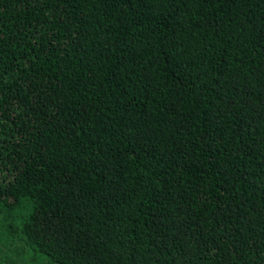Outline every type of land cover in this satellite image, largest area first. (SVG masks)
<instances>
[{"label": "trees", "instance_id": "1", "mask_svg": "<svg viewBox=\"0 0 264 264\" xmlns=\"http://www.w3.org/2000/svg\"><path fill=\"white\" fill-rule=\"evenodd\" d=\"M264 264V0H0V264Z\"/></svg>", "mask_w": 264, "mask_h": 264}, {"label": "rangeland", "instance_id": "2", "mask_svg": "<svg viewBox=\"0 0 264 264\" xmlns=\"http://www.w3.org/2000/svg\"><path fill=\"white\" fill-rule=\"evenodd\" d=\"M20 264H22V263H20Z\"/></svg>", "mask_w": 264, "mask_h": 264}]
</instances>
